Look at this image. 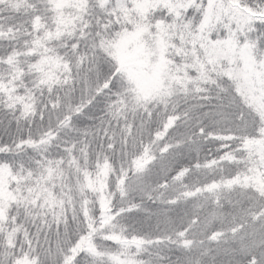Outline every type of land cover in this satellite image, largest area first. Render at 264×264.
<instances>
[{
	"label": "snow or ice",
	"instance_id": "6c2138e0",
	"mask_svg": "<svg viewBox=\"0 0 264 264\" xmlns=\"http://www.w3.org/2000/svg\"><path fill=\"white\" fill-rule=\"evenodd\" d=\"M0 264H264V0H0Z\"/></svg>",
	"mask_w": 264,
	"mask_h": 264
}]
</instances>
